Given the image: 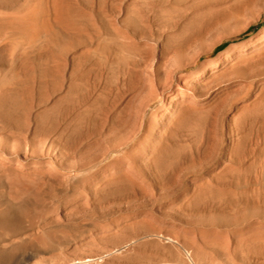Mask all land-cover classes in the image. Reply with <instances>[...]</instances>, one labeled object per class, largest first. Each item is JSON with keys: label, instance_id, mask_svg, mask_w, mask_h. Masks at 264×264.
I'll return each mask as SVG.
<instances>
[{"label": "rangeland", "instance_id": "1", "mask_svg": "<svg viewBox=\"0 0 264 264\" xmlns=\"http://www.w3.org/2000/svg\"><path fill=\"white\" fill-rule=\"evenodd\" d=\"M242 2L0 0V264H264L239 232L264 230V98L258 124L244 110L262 87L218 83L264 46V0L173 51Z\"/></svg>", "mask_w": 264, "mask_h": 264}, {"label": "bare ground", "instance_id": "2", "mask_svg": "<svg viewBox=\"0 0 264 264\" xmlns=\"http://www.w3.org/2000/svg\"><path fill=\"white\" fill-rule=\"evenodd\" d=\"M196 0H165V4L169 3H183L185 6H188L187 8L193 7V3ZM253 0H243V2L239 5H235L231 8H228L227 10H224L220 13H215L212 15H205L201 19L195 21L193 20L194 24L192 26L194 28H191L188 30V36L185 37L182 42L174 48V53L176 57L181 56L184 53V49L189 47L192 43L201 41L203 36L213 30L217 24L228 22L233 19H237V17L240 15V11L242 8L247 7ZM191 6V7H190ZM72 31L75 32H81V33H86L85 27H71L70 28ZM124 46V45H123ZM214 44L210 46L209 49H207L208 52L212 50V47ZM238 53L232 52L230 55V59L228 62L220 66L219 74H218V83H226L230 81L231 77H238L240 75H244L246 73H250L249 75L252 77L250 86L251 85H260L262 87L260 94L258 97L254 98L253 100L250 101L251 107L244 109L245 112H249V118L251 121V126H254L255 123H259V114L257 110L258 103L260 100H263L264 98V46H253L249 50L243 49ZM206 50H202L201 54H207L208 52H205ZM198 57L195 56L191 61H194ZM263 65V66H262ZM262 66V68H259ZM184 68V66H182ZM126 77L128 78L131 76L130 71L125 72ZM247 96V95H245ZM126 106V102L124 104H120L117 106V114L122 113L123 108ZM193 111V113H191ZM188 111L184 110L183 114L181 115V119L184 120L186 117L189 115H196L194 110ZM125 143L128 144L130 142V145L128 148L124 149L122 152V157H128L132 159L134 157V151L135 148L137 147L135 145V142L129 138H125ZM136 146V147H135ZM140 147V146H139ZM141 154L143 158L151 163L150 165L152 166L153 171H155L157 174L161 176H165L166 169L169 165H167L166 160H164L162 154H161V149L156 148V146H153L151 151L147 152L142 146L140 147ZM101 156V154H98L97 157ZM99 159V158H98ZM94 162V161H93ZM92 162V163H93ZM94 164V163H93ZM139 172V171H137ZM140 174V173H138ZM122 180L127 181V183L134 185V180L132 179L133 174H123ZM142 178V175H139V178ZM239 232L242 233V237L246 241H254V240H264V230H258L252 226H242L239 229ZM135 238H129L126 242L127 244H130L134 242Z\"/></svg>", "mask_w": 264, "mask_h": 264}]
</instances>
